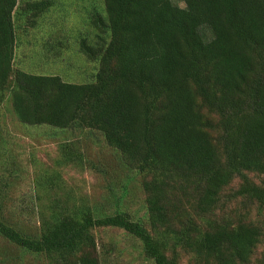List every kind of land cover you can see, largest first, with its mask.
<instances>
[{
  "label": "trees",
  "instance_id": "1",
  "mask_svg": "<svg viewBox=\"0 0 264 264\" xmlns=\"http://www.w3.org/2000/svg\"><path fill=\"white\" fill-rule=\"evenodd\" d=\"M96 1L76 38L96 68L73 84L15 69L18 33L58 3L0 0V108L9 99L25 127L100 134L141 178L145 215L76 203L52 183L28 227L2 190L0 264H103L99 229L138 241L151 264H264V0ZM61 153L84 162L74 142Z\"/></svg>",
  "mask_w": 264,
  "mask_h": 264
},
{
  "label": "rangeland",
  "instance_id": "2",
  "mask_svg": "<svg viewBox=\"0 0 264 264\" xmlns=\"http://www.w3.org/2000/svg\"><path fill=\"white\" fill-rule=\"evenodd\" d=\"M54 1L58 7L39 27L28 28L25 34L18 33L25 44L17 50L15 69L85 84L96 65L88 63L83 55L79 56L76 38L90 33L88 6L97 1L63 0L66 4H61L67 6L63 12L59 4L62 0ZM43 43L59 52L61 43L67 49L61 48L62 56L55 57L42 48ZM72 142L79 147L84 162L62 164L61 145ZM52 183L56 189L60 187L58 191L62 196L76 203L83 200L111 211L117 203L121 210L133 216L145 215L141 178L123 167L120 156L106 145L100 134L25 127L14 115L8 99L0 108V191L6 194L13 219L28 227H38L39 209L46 207L48 202L43 185ZM96 234L100 252L110 251V255L102 258L103 264H151L144 259L141 244L124 232L99 229Z\"/></svg>",
  "mask_w": 264,
  "mask_h": 264
}]
</instances>
